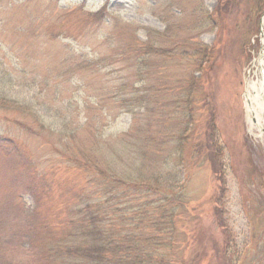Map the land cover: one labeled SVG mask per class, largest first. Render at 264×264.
I'll use <instances>...</instances> for the list:
<instances>
[{
  "label": "rangeland",
  "instance_id": "374dc122",
  "mask_svg": "<svg viewBox=\"0 0 264 264\" xmlns=\"http://www.w3.org/2000/svg\"><path fill=\"white\" fill-rule=\"evenodd\" d=\"M217 1L0 0V264H64L85 202L130 231L156 195L170 264H264V116L245 101L264 13L232 0L219 21ZM107 174L159 191L120 198Z\"/></svg>",
  "mask_w": 264,
  "mask_h": 264
},
{
  "label": "trees",
  "instance_id": "16d2710c",
  "mask_svg": "<svg viewBox=\"0 0 264 264\" xmlns=\"http://www.w3.org/2000/svg\"><path fill=\"white\" fill-rule=\"evenodd\" d=\"M255 3L254 9L257 18L264 12V0H257ZM229 4H232V0L217 1L214 16L219 21L224 20L227 14V8L225 9V7ZM104 10L103 7L98 12L95 11L93 15L95 18H101L105 12ZM246 19H248V16ZM205 53L210 55L209 51H205ZM189 98L191 99V97ZM158 131L161 132L160 126ZM103 172L101 173L103 174ZM107 175L106 178L108 179L104 180L103 183L101 182V186L105 189L114 188V191L122 193L119 196L120 198L124 197L122 190L131 186L136 194H157L159 191L161 177H156L154 174L135 178L134 182L130 184L116 176ZM155 198L142 204L136 202L131 207V210L136 208L139 215L137 217L136 212L132 213L136 218H132L133 227L130 231L120 229L117 224L108 223L110 215L100 204L85 202L82 209L79 210L81 212L79 217L74 222L71 221L73 231L66 235L69 240L64 239L67 241L66 243H71H64L60 246L61 255L64 256L63 258L66 261H64V264H170L167 256L162 255L154 248H156L157 238L162 239L161 234L171 235L173 233V219L176 210L173 207L164 206V203L169 200V196L163 195L162 198H159L156 195ZM215 212H217L216 209ZM123 215L124 212L120 216ZM142 215L147 217L146 222L143 221ZM161 220L167 223L166 227L161 226ZM118 223L124 224L122 219Z\"/></svg>",
  "mask_w": 264,
  "mask_h": 264
},
{
  "label": "bare ground",
  "instance_id": "6f19581e",
  "mask_svg": "<svg viewBox=\"0 0 264 264\" xmlns=\"http://www.w3.org/2000/svg\"><path fill=\"white\" fill-rule=\"evenodd\" d=\"M260 63H264L260 60ZM246 109L250 117H254L259 126L260 117L264 116V87L262 81L252 82L250 86H246Z\"/></svg>",
  "mask_w": 264,
  "mask_h": 264
}]
</instances>
